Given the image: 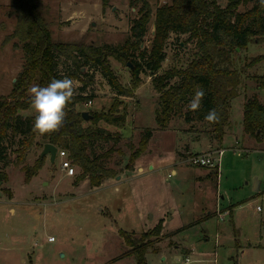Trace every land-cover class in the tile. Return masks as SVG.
Returning a JSON list of instances; mask_svg holds the SVG:
<instances>
[{
    "label": "rangeland",
    "instance_id": "374dc122",
    "mask_svg": "<svg viewBox=\"0 0 264 264\" xmlns=\"http://www.w3.org/2000/svg\"><path fill=\"white\" fill-rule=\"evenodd\" d=\"M171 1L150 0L152 17L147 32L141 48L131 49L129 61L108 56L127 88L132 86L135 63H140L141 80L131 95L118 92L101 64L86 62L74 76L72 61L62 58L58 63L62 78L77 82L76 95L91 97L78 103L77 109L93 113L116 105V112L126 113L123 127L104 120L97 123L119 133L118 140L94 139L89 145L92 154L115 147L104 163L113 167L116 175L99 186H93L89 177L77 183L80 167L75 165L76 174L68 175L58 153L54 162L46 155L43 167L27 176L22 166L36 164L44 140L37 137L39 145L34 144L20 164L16 157L22 136L10 135L4 140L9 179L0 194L6 199L14 196L10 205L15 209H0V264H136L133 255L119 258L130 248L121 230L140 236L160 221L162 227L151 238L156 251L148 249L149 264H264V211L255 210L258 205L264 208V149L242 130L246 101L256 94L264 102V87L254 77L264 73V60L248 65L252 57L264 53V40H253L229 52L231 63L222 61L240 70L243 82L232 101L231 122L221 144L212 137L211 124L193 118L187 109L189 102L161 126L156 119L160 92L154 79L167 69L186 67L197 50L196 39L189 33L171 32L162 67L153 70L150 51L155 12ZM255 2L248 0L239 10L245 11ZM140 6L130 0H110L106 7L103 0H40L54 41L95 45L123 44L131 35ZM16 23L12 0H0V98L11 92L25 61L17 37L3 42ZM169 81L179 82L180 77ZM21 112L34 115L31 106ZM84 125L94 124L89 118ZM148 128L152 134L146 148L130 163ZM235 147L243 153L238 154ZM221 148L219 169L194 166L189 160L194 153ZM152 163L155 166L150 167ZM219 211L224 212L223 218ZM52 236L55 239L49 240Z\"/></svg>",
    "mask_w": 264,
    "mask_h": 264
},
{
    "label": "trees",
    "instance_id": "16d2710c",
    "mask_svg": "<svg viewBox=\"0 0 264 264\" xmlns=\"http://www.w3.org/2000/svg\"><path fill=\"white\" fill-rule=\"evenodd\" d=\"M110 0H103L106 7ZM132 5L141 4L139 16L131 26V35L126 41L114 46L110 44L95 45L73 42H57L53 40L52 32L40 10V0H12V6L17 12V23L14 31L7 35L4 44L17 37L22 42L25 51L23 67L13 82V88L8 95L0 98V188L9 179L5 166L9 163L4 140L10 135H21L16 162H23L27 152L34 145H39L40 135L32 131L34 115H24L21 111L30 107L28 88L33 85L46 86L53 78L62 79L58 72V63L62 58L72 61L76 73L82 72L86 62L101 64L120 94L131 95L139 85L140 63L136 62L133 69L132 86H123L111 67L108 56L113 55L119 60H130L131 49H140L152 17L150 0H130ZM248 0H172L157 7L155 12V30L150 51L152 68L156 72L165 60V45L171 32L189 33L191 39H196L197 50L194 58L186 67L167 69L155 78V88L160 92V107L156 119L161 126H166L173 113L182 112L194 95L197 86L204 89L206 95L199 111L193 112V118L205 122L204 117L210 109H216L220 119L211 124L215 134L212 137L221 144L227 134L231 122L230 109L232 101L240 93L243 75L240 70L223 65L222 61L231 63L229 52L236 48H244L253 40H264V6L260 0L245 10L239 6ZM255 1V0H254ZM250 22V24H248ZM143 54V53H142ZM264 60V53L252 57L248 65ZM178 76L180 81L170 84V78ZM259 86L264 87V73L255 74ZM88 95H75L66 108L67 122L59 131L51 135L40 136L46 142L56 144L59 149L68 150L69 158L74 165L80 167L76 182L89 177L93 186H99L104 179L116 175L113 167L106 166L104 158L110 157L115 150L111 146L102 153L92 154L89 145L94 139L113 138L118 140L119 133H113L97 123L104 120L119 127L125 126L126 113H118L116 105L108 111L93 112L91 122L94 125H84L82 111L77 104ZM244 136L253 137L264 149V102L258 95L250 97L244 105L242 121ZM152 134L148 128L130 156V163L142 152ZM263 144V145H262ZM45 156H40L32 167L23 165L27 176H32L41 169ZM130 163L127 167L130 168ZM160 221L155 229L145 231L140 236L122 229L121 235L130 247L119 255V258L133 255L136 264H149L147 253L154 247L153 234L162 227ZM156 251V248H153Z\"/></svg>",
    "mask_w": 264,
    "mask_h": 264
},
{
    "label": "clouds",
    "instance_id": "9594fccd",
    "mask_svg": "<svg viewBox=\"0 0 264 264\" xmlns=\"http://www.w3.org/2000/svg\"><path fill=\"white\" fill-rule=\"evenodd\" d=\"M264 6V0H260ZM77 82L71 78H53L46 86L33 85L28 88L30 106L34 112L32 131L40 136L51 135L59 131L67 117L66 108L76 95ZM206 93L197 86L193 97L187 105L192 112L199 111ZM209 124L217 123L220 119L216 109H210L204 117ZM256 212L264 211L259 205Z\"/></svg>",
    "mask_w": 264,
    "mask_h": 264
},
{
    "label": "built area",
    "instance_id": "2783aa9c",
    "mask_svg": "<svg viewBox=\"0 0 264 264\" xmlns=\"http://www.w3.org/2000/svg\"><path fill=\"white\" fill-rule=\"evenodd\" d=\"M234 149L237 151L238 154L243 153V150L240 148L235 147ZM223 152H224V148L215 149L214 151H211V152L194 153L190 156L189 160H190L191 164L194 166H213V167L216 166L219 169ZM58 153L61 156H63V159L61 162V167L66 171V173L68 175H75L76 174V168H75V165L73 164L72 160L69 158L67 150L58 149ZM260 207H262V206H260ZM223 213L221 211H219L218 214H219L220 218H223ZM54 239H55L54 236H52V237H50L49 240H54ZM189 260H190V258L187 257V261H189Z\"/></svg>",
    "mask_w": 264,
    "mask_h": 264
},
{
    "label": "water",
    "instance_id": "95a60500",
    "mask_svg": "<svg viewBox=\"0 0 264 264\" xmlns=\"http://www.w3.org/2000/svg\"><path fill=\"white\" fill-rule=\"evenodd\" d=\"M129 64H130V62H129ZM131 66L133 67L132 64H131ZM82 115H83L84 119H89V118L92 117V114L90 113V111H87V110L82 111ZM66 122H67V119H65V122L64 123H66ZM58 149H59V147L56 144H54L52 142H46L44 144V147H43V151H42L41 156H44V155H48L49 154L50 155V161L51 162H54L55 161V158L57 156V153H58Z\"/></svg>",
    "mask_w": 264,
    "mask_h": 264
},
{
    "label": "crops",
    "instance_id": "0c3cea01",
    "mask_svg": "<svg viewBox=\"0 0 264 264\" xmlns=\"http://www.w3.org/2000/svg\"><path fill=\"white\" fill-rule=\"evenodd\" d=\"M237 141H238V139H237ZM237 141H236V142H237ZM237 143H238V142H237ZM43 147H44V145H43ZM258 148H259V147H258ZM48 156H50V155L48 154ZM8 166H9V163L5 166V170H6V171H7ZM152 166H155L154 163H152V164L150 165V167H152ZM172 172L176 173V169H173ZM7 173H8V171H7ZM8 175H9V174H8ZM7 181H8V180H7ZM7 181H6V182H7ZM6 182H4V184H5ZM4 184H3L2 187L0 188V192L4 190ZM256 188H257V189L260 188V184H259V182H257V184H256ZM14 198H15V197L13 196V198H11V199H6V198H3L2 195L0 194V209H15L13 206L10 205L11 202H14ZM210 212H211V211H210ZM203 264H205V263H203Z\"/></svg>",
    "mask_w": 264,
    "mask_h": 264
}]
</instances>
